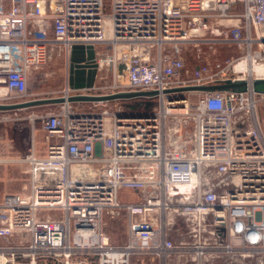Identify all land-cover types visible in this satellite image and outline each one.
<instances>
[{"label":"built area","instance_id":"1","mask_svg":"<svg viewBox=\"0 0 264 264\" xmlns=\"http://www.w3.org/2000/svg\"><path fill=\"white\" fill-rule=\"evenodd\" d=\"M107 4L0 0V106L41 100L24 99L31 76L58 50L70 63L74 46H93L98 73L109 66L113 81L73 89L68 71L63 95L47 99L151 93L29 117L47 151L32 145L19 160L24 191L0 202V264H264V92L254 87L264 73L253 70L264 66V0H111L105 13ZM191 44L241 55L189 68ZM30 107L0 110V126ZM122 213L128 239L112 244L105 217Z\"/></svg>","mask_w":264,"mask_h":264},{"label":"rangeland","instance_id":"2","mask_svg":"<svg viewBox=\"0 0 264 264\" xmlns=\"http://www.w3.org/2000/svg\"><path fill=\"white\" fill-rule=\"evenodd\" d=\"M103 12L109 13L111 0H107ZM187 58V65L193 68L198 62H209L211 64L216 62H224L227 59L238 57L241 52L228 47H215L214 50L206 44H201L199 47L191 44L183 49ZM106 48L102 46L99 48L98 53L105 55ZM59 50L53 56V60L47 67L42 69L36 75H32L29 80L28 96L25 100H38L47 99L52 97H60L63 95V90L67 86L68 71L70 63L62 52L58 54ZM113 81L112 69L104 65L97 74L95 85L97 88L110 84ZM77 94L86 96H93L100 93L96 90H80ZM15 101V100H14ZM195 97L192 98L194 103ZM9 101H4L7 103ZM77 106L88 109L92 106L91 102L76 103ZM58 107V104H44L32 106L30 108L18 111L20 121L6 123L0 126V202L7 193H21L24 191L26 183L25 166L19 162L29 151L33 144H35L36 154L42 157L47 151V136L40 129L38 122L35 127H32L29 117L32 114H41L51 109ZM12 116L15 112L10 113ZM263 117V113H261ZM181 118V117H180ZM174 123V120L170 123ZM175 124V123H174ZM190 134L194 133L193 123L190 125ZM183 135L185 129L182 130ZM127 197H123V200ZM104 231L110 236L112 244H123L128 239V218L125 213L120 214L118 217L112 219L105 217ZM6 240L0 239V245L5 244ZM209 264H256L254 259L236 258L231 256H221L220 258H210ZM153 264H160L155 261ZM169 264H194L189 257H173L169 260Z\"/></svg>","mask_w":264,"mask_h":264},{"label":"water","instance_id":"3","mask_svg":"<svg viewBox=\"0 0 264 264\" xmlns=\"http://www.w3.org/2000/svg\"><path fill=\"white\" fill-rule=\"evenodd\" d=\"M98 66L96 64V54L93 46H89L85 53L84 46H74L71 54V63L69 69L68 84L73 89H85L92 88L95 85ZM246 83H235L226 85H217L210 87L195 88L194 90L206 91V90H219L228 88L244 87ZM254 87L258 92H264V80L254 82ZM151 93H135V94H119L113 96H78L69 97L67 100L64 98L46 99L33 101L26 106H37L44 104H58L65 101L68 102H97V101H111L115 99L130 98L133 96L148 95ZM24 105L17 106H0V110H12L24 107ZM148 229V227H146Z\"/></svg>","mask_w":264,"mask_h":264},{"label":"bare ground","instance_id":"4","mask_svg":"<svg viewBox=\"0 0 264 264\" xmlns=\"http://www.w3.org/2000/svg\"><path fill=\"white\" fill-rule=\"evenodd\" d=\"M101 63H102V61H101ZM253 70L257 71L258 73H264V66L263 65L254 66ZM178 112L179 113H184L185 111H178Z\"/></svg>","mask_w":264,"mask_h":264},{"label":"crops","instance_id":"5","mask_svg":"<svg viewBox=\"0 0 264 264\" xmlns=\"http://www.w3.org/2000/svg\"><path fill=\"white\" fill-rule=\"evenodd\" d=\"M155 261L150 259L136 260L134 264H153Z\"/></svg>","mask_w":264,"mask_h":264}]
</instances>
